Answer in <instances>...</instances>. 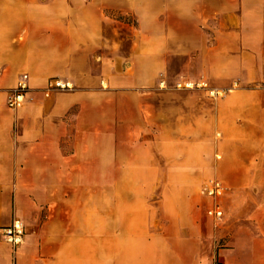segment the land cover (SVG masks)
<instances>
[{"label": "crops", "instance_id": "0c3cea01", "mask_svg": "<svg viewBox=\"0 0 264 264\" xmlns=\"http://www.w3.org/2000/svg\"><path fill=\"white\" fill-rule=\"evenodd\" d=\"M196 51L225 96L160 86ZM0 264H264V0H0Z\"/></svg>", "mask_w": 264, "mask_h": 264}, {"label": "built area", "instance_id": "2783aa9c", "mask_svg": "<svg viewBox=\"0 0 264 264\" xmlns=\"http://www.w3.org/2000/svg\"><path fill=\"white\" fill-rule=\"evenodd\" d=\"M27 74H22L17 80L16 85L9 90L6 97V105L9 108L15 109L22 105L25 100V95L29 90V85L27 81ZM160 86L166 87V82L164 79L160 80ZM206 81L198 80H181L175 83V88L180 89H195V88H204L206 86ZM72 87L70 81L62 80L58 78H53L48 81L47 86L45 87V95H48L51 91L55 90H67ZM218 91L214 89L210 90L211 95L217 94ZM223 186L219 182L210 183L206 187V193L208 195H219L223 192ZM208 214L219 218L222 216V210L218 206H214L207 211ZM3 237L4 239L11 244L13 247L20 245L23 242L24 235V224L19 219H14L10 225L3 228Z\"/></svg>", "mask_w": 264, "mask_h": 264}, {"label": "rangeland", "instance_id": "374dc122", "mask_svg": "<svg viewBox=\"0 0 264 264\" xmlns=\"http://www.w3.org/2000/svg\"><path fill=\"white\" fill-rule=\"evenodd\" d=\"M121 18H123L122 20L124 22L121 33L123 35L129 34L130 29H127V26H131V24L133 25V23H135V18L132 15L121 16ZM202 42L203 41H201V43ZM196 52L197 53H194L193 56H186L185 58L180 56L175 57L173 59V63L177 69L180 68V65L184 62L188 64L185 65V67L182 65L180 70L166 73L164 76L166 79H164L165 82L167 81L168 84H173V88L175 89V83L181 80H203L206 81L207 84L204 88L190 89L191 91L195 92L198 97H209L214 100L225 96L229 91V86H235V82H239V79L237 78L229 81V75L223 76L220 73H211L203 70L202 63L204 62V59L206 60L209 57H205L203 53H200L201 51ZM176 89L181 90L180 88ZM212 89L218 91L217 94L215 93L211 95L210 90Z\"/></svg>", "mask_w": 264, "mask_h": 264}]
</instances>
